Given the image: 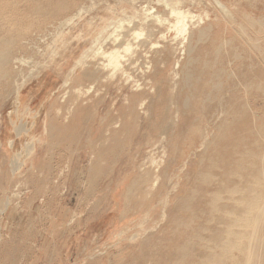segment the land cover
Wrapping results in <instances>:
<instances>
[{
  "label": "rangeland",
  "instance_id": "1",
  "mask_svg": "<svg viewBox=\"0 0 264 264\" xmlns=\"http://www.w3.org/2000/svg\"><path fill=\"white\" fill-rule=\"evenodd\" d=\"M243 1L0 0V9L14 2L13 21L0 22V264L234 263L237 251L218 245L221 234L235 240L237 205L243 203L228 210L231 187L221 197L208 194L219 182L214 163L205 162L202 139L190 134L180 145H166L160 135L157 141L150 121L144 124L148 112L140 110L144 121L140 117L137 128L109 141L104 135L116 122L109 121L134 88L112 79L96 87L90 99L78 90L88 86L80 72L112 36L145 14L165 12L164 5L189 10L191 29L212 19L220 36L238 48L242 80L263 78L264 60L222 21V13L215 15L221 7L231 17ZM162 34L153 42L163 46L174 37ZM186 38L172 41L173 95L185 79L178 70L186 58ZM232 66H224L226 73ZM226 77L221 78L225 97L234 93L259 111L264 108V96H246L238 79L233 92ZM200 79L196 74L192 85ZM185 97L190 105L191 88ZM80 107L87 108L81 117ZM243 154L228 168L238 171L241 159H254Z\"/></svg>",
  "mask_w": 264,
  "mask_h": 264
},
{
  "label": "bare ground",
  "instance_id": "2",
  "mask_svg": "<svg viewBox=\"0 0 264 264\" xmlns=\"http://www.w3.org/2000/svg\"><path fill=\"white\" fill-rule=\"evenodd\" d=\"M240 4L239 8L243 9L237 11L236 5L231 17L227 12L224 14L225 9L221 7L215 15L222 13V21L231 26L236 34L240 32V36L250 44V49L264 60V0H245ZM13 6L14 2H11L8 7L0 9V22L6 23L12 19ZM164 7L165 12L145 14L143 21L128 23L122 28L123 31L112 36L80 72V80L88 86L78 92L83 99H90L96 87L112 79L114 83L124 79L125 86L134 88L117 116L109 121L110 125L116 121L112 130L108 129L104 135L109 141L122 130L129 132L137 128L139 119L144 121L145 117L140 116L143 113L140 110L148 112L144 124L150 121L157 141L163 135L166 145H180L184 136L195 134L197 139L200 137L208 151L205 162L214 163L216 171L212 174L219 182L209 189L208 194L221 197L226 187H231L228 210H233L235 202L243 203L242 207L237 205V215L241 214V219L237 231L232 235L235 240L230 243L221 234L218 247H230L237 251L233 264H264V108L259 111L257 106L246 103V98H237L234 93L225 97L224 82L221 81L226 75L231 82L228 89L237 92V79L241 80L246 96L249 93L264 96V77L242 80L244 74L237 73L242 67L238 48L232 46V39L220 36V29L212 19L204 26L200 27L199 24L197 30L192 27L195 30L192 31L193 15L189 10L175 9L172 5ZM5 29L11 31L14 27ZM251 29L255 31L254 36H248ZM163 32L173 33L171 40L175 42L180 37L185 40L190 33L186 38L189 40L188 46L184 49L186 58L178 70V74L185 79L180 78L177 82L175 95L172 94L173 86L169 78L173 42L163 46L153 42ZM3 43L6 44V41ZM0 52H4V49H0ZM230 63L234 71L226 73L224 66ZM2 64L3 59L0 66ZM194 72L202 77L198 85L191 82L196 75ZM232 84L235 86L231 87ZM189 88L193 91L194 100L187 105L189 98L185 97L184 101L183 96ZM80 109L79 117L87 108ZM79 121L77 119L74 123ZM199 126L202 132L197 134L196 127ZM241 151L245 156H254V159L248 163L246 159H241V169L238 171L237 166L229 169V164L237 165V154ZM223 231L226 232L227 228ZM219 262L216 264H221Z\"/></svg>",
  "mask_w": 264,
  "mask_h": 264
}]
</instances>
